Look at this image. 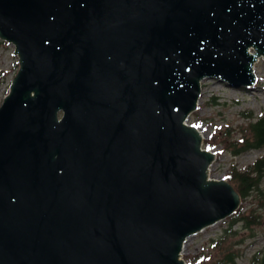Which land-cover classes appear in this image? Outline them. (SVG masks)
Returning a JSON list of instances; mask_svg holds the SVG:
<instances>
[{
    "label": "water",
    "instance_id": "obj_1",
    "mask_svg": "<svg viewBox=\"0 0 264 264\" xmlns=\"http://www.w3.org/2000/svg\"><path fill=\"white\" fill-rule=\"evenodd\" d=\"M0 264H187L240 196L187 117L251 88L264 0H0Z\"/></svg>",
    "mask_w": 264,
    "mask_h": 264
},
{
    "label": "rangeland",
    "instance_id": "obj_2",
    "mask_svg": "<svg viewBox=\"0 0 264 264\" xmlns=\"http://www.w3.org/2000/svg\"><path fill=\"white\" fill-rule=\"evenodd\" d=\"M11 43L0 40V104L9 90V85L18 68V57L13 53ZM255 84L251 88H235L215 78L203 79L200 84V94L197 108L186 119L187 124L194 125L202 135L204 147L214 152V158L209 166V178L226 180L232 170L244 171L256 159L264 155L262 149H248L240 154L232 153L233 142H238L243 134L249 135L248 124L254 118L244 116L251 111L257 117L264 115V59L259 56L254 63ZM232 144L231 146L229 145ZM227 181V180H226ZM260 190L264 199V177L261 179ZM254 197H246L240 202L242 212L255 209L259 224L250 229L238 224L232 228L231 235L223 247L230 248L236 257L235 264H249L254 255L264 250V208L259 209ZM229 219L216 224L187 238L181 252L182 260L187 263V257L198 256L202 250L210 251L211 257L218 256L211 239L219 238L228 227ZM237 244V245H236Z\"/></svg>",
    "mask_w": 264,
    "mask_h": 264
},
{
    "label": "trees",
    "instance_id": "obj_3",
    "mask_svg": "<svg viewBox=\"0 0 264 264\" xmlns=\"http://www.w3.org/2000/svg\"><path fill=\"white\" fill-rule=\"evenodd\" d=\"M245 117L252 119L248 124L249 135L243 134L238 142H233L236 146H232L233 154H240L248 149H262L264 148V115L255 117L251 111L243 113ZM232 144L229 143L231 146ZM204 147L208 146L207 142L203 143ZM264 177V155L256 159L244 171L232 170L229 177L226 179L237 191L241 201L246 197H254L256 199V206L259 209L264 208L263 192L260 190V182ZM255 209H250L248 212H242L239 207L236 212L229 219V224L226 229L222 231L219 238L211 239L212 249H217L218 256L213 259L210 251L200 252L198 256L187 257V262L190 264H235L236 257L230 248L223 247V244L231 235L232 228L241 224L244 228L250 229L255 224H259L258 217L255 215ZM237 245V244H236ZM249 264H264V250L258 252L253 256Z\"/></svg>",
    "mask_w": 264,
    "mask_h": 264
},
{
    "label": "bare ground",
    "instance_id": "obj_4",
    "mask_svg": "<svg viewBox=\"0 0 264 264\" xmlns=\"http://www.w3.org/2000/svg\"><path fill=\"white\" fill-rule=\"evenodd\" d=\"M197 129V128H196ZM198 130V129H197ZM199 131V130H198ZM201 135V134H200ZM201 137H202V135H201ZM214 153V152H213Z\"/></svg>",
    "mask_w": 264,
    "mask_h": 264
}]
</instances>
